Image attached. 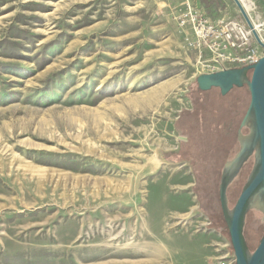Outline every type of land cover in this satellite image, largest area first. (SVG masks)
<instances>
[{
	"label": "rangeland",
	"instance_id": "1",
	"mask_svg": "<svg viewBox=\"0 0 264 264\" xmlns=\"http://www.w3.org/2000/svg\"><path fill=\"white\" fill-rule=\"evenodd\" d=\"M176 1L0 0V264H217L232 253L218 187L238 142L215 165L216 144L187 131L200 126L195 107L213 123L223 100L240 95L247 110L250 95L213 104L197 91L204 73ZM253 163L229 186V208ZM263 234L250 211L251 251Z\"/></svg>",
	"mask_w": 264,
	"mask_h": 264
},
{
	"label": "water",
	"instance_id": "2",
	"mask_svg": "<svg viewBox=\"0 0 264 264\" xmlns=\"http://www.w3.org/2000/svg\"><path fill=\"white\" fill-rule=\"evenodd\" d=\"M232 1L250 29L254 40L264 50V43L253 28L241 2ZM196 84L202 92L214 88L218 89L222 96L227 95L235 87L246 86L249 92V106L237 133L239 150L231 160L224 164L218 192L220 208L235 259L234 264H264V234L254 251L248 248L244 237L247 214L255 210L264 217V53L255 64L250 66L200 74L196 78ZM243 128L248 129L247 135L241 134ZM251 156L254 158L251 172L234 206L229 208L228 188Z\"/></svg>",
	"mask_w": 264,
	"mask_h": 264
},
{
	"label": "built area",
	"instance_id": "3",
	"mask_svg": "<svg viewBox=\"0 0 264 264\" xmlns=\"http://www.w3.org/2000/svg\"><path fill=\"white\" fill-rule=\"evenodd\" d=\"M180 8L178 27L204 74L250 66L263 55L264 50L254 40L243 18L211 20L187 1ZM249 19L264 43V20H254L250 16ZM234 263L233 254L229 252L217 262Z\"/></svg>",
	"mask_w": 264,
	"mask_h": 264
},
{
	"label": "trees",
	"instance_id": "4",
	"mask_svg": "<svg viewBox=\"0 0 264 264\" xmlns=\"http://www.w3.org/2000/svg\"><path fill=\"white\" fill-rule=\"evenodd\" d=\"M242 88H245L246 91L248 92L246 86H244ZM242 88H236L235 87L232 90H240ZM197 91L199 93H209L210 95H209V98L207 100L209 102H211V100H212L211 103H213L214 101L218 102L219 104L225 103V102L220 101L221 100L220 98H222V100H223V99H225L226 95L222 96L218 89L213 88L207 92H202L197 87ZM223 101H226V104L224 105V109L226 111L222 110V112L219 114V116H211L210 113H208V112L205 114L204 117L206 119L211 116V120L212 119L214 120L213 123H208L210 125L204 124L207 122H203L202 117L200 115H199L200 117L197 116L196 110H198V108L195 107V112H193V114H196V117L198 119H197V122L195 120V122H193V124L200 123L199 124L200 126L199 127H190L187 131V133H191V135L189 134V137L194 139L195 142H197L200 146L205 145V143H208L211 145H212V143L216 144L214 146L215 147L214 148L215 153L212 152L211 154L208 155V159H210L211 161L213 160V163H215V165L220 160L223 159L224 155L227 154L226 153L227 149L231 148L234 142H237V132H238L241 120H242V118L246 112V110L243 107L244 102H243L242 98L240 97V95H234L230 98H227V100H223ZM196 105H197V102H196ZM206 107H207V105H206ZM233 134H234V139L232 138ZM231 135H232V137H231ZM216 148L219 149L218 154H217ZM206 154H208V153H206ZM226 162H224V164ZM220 177H221V174H220Z\"/></svg>",
	"mask_w": 264,
	"mask_h": 264
},
{
	"label": "crops",
	"instance_id": "5",
	"mask_svg": "<svg viewBox=\"0 0 264 264\" xmlns=\"http://www.w3.org/2000/svg\"><path fill=\"white\" fill-rule=\"evenodd\" d=\"M185 1L191 6L201 10L205 16L211 20H218L222 17L240 19L236 18L239 12L237 11L238 9L235 10L230 7L225 0H177L176 6L180 7ZM250 2L252 3L253 9L249 12V16L254 20H264V0H250Z\"/></svg>",
	"mask_w": 264,
	"mask_h": 264
},
{
	"label": "bare ground",
	"instance_id": "6",
	"mask_svg": "<svg viewBox=\"0 0 264 264\" xmlns=\"http://www.w3.org/2000/svg\"><path fill=\"white\" fill-rule=\"evenodd\" d=\"M247 14L252 11L253 6L250 0H239ZM256 19V18H255Z\"/></svg>",
	"mask_w": 264,
	"mask_h": 264
},
{
	"label": "flooded vegetation",
	"instance_id": "7",
	"mask_svg": "<svg viewBox=\"0 0 264 264\" xmlns=\"http://www.w3.org/2000/svg\"><path fill=\"white\" fill-rule=\"evenodd\" d=\"M236 155V154H235ZM244 167V166H243ZM243 169V168H242Z\"/></svg>",
	"mask_w": 264,
	"mask_h": 264
}]
</instances>
